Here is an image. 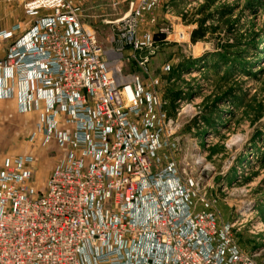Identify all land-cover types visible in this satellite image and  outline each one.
Segmentation results:
<instances>
[{
	"label": "built area",
	"instance_id": "obj_1",
	"mask_svg": "<svg viewBox=\"0 0 264 264\" xmlns=\"http://www.w3.org/2000/svg\"><path fill=\"white\" fill-rule=\"evenodd\" d=\"M3 1L21 3L36 19L0 60V99L14 96L9 81L17 80L20 112L37 110L43 143H56L64 156L43 192L31 184L32 155L4 159L0 264H258L208 200L196 209L200 181L161 156L179 145L173 120L144 83L120 73L122 52L104 49L80 3ZM162 1L173 0L132 1L111 22L126 46H153L136 30ZM18 28L0 36L13 40Z\"/></svg>",
	"mask_w": 264,
	"mask_h": 264
},
{
	"label": "rangeland",
	"instance_id": "obj_2",
	"mask_svg": "<svg viewBox=\"0 0 264 264\" xmlns=\"http://www.w3.org/2000/svg\"><path fill=\"white\" fill-rule=\"evenodd\" d=\"M75 1L104 49L122 52L120 73L144 83L173 120L179 145L161 156L200 181L196 209L208 200L218 223L233 226L240 249L264 264V0L162 1L140 19L136 36L153 41L142 50L126 46L111 24L138 0ZM209 15L211 29L194 43L193 31ZM35 116L1 108L0 167L5 157L32 155L31 184L43 192L64 150L43 143Z\"/></svg>",
	"mask_w": 264,
	"mask_h": 264
},
{
	"label": "crops",
	"instance_id": "obj_3",
	"mask_svg": "<svg viewBox=\"0 0 264 264\" xmlns=\"http://www.w3.org/2000/svg\"><path fill=\"white\" fill-rule=\"evenodd\" d=\"M35 19V17L28 16L25 13L24 7L21 3H8L0 0V31H11L15 26H19L18 30L14 31L15 38L13 40L4 39L0 36V60H3L8 56L9 47L12 44V41L22 36L32 26V24L35 22ZM9 85L16 86L14 96L9 99H0V110L2 107L12 104L15 109L17 110L18 108V111L20 112L19 97L20 90L23 88V86L18 84L17 80H10ZM42 104L44 105V103L41 102V105ZM28 113L36 114V121L38 120L39 112L37 110H33Z\"/></svg>",
	"mask_w": 264,
	"mask_h": 264
},
{
	"label": "trees",
	"instance_id": "obj_4",
	"mask_svg": "<svg viewBox=\"0 0 264 264\" xmlns=\"http://www.w3.org/2000/svg\"><path fill=\"white\" fill-rule=\"evenodd\" d=\"M212 18V16H206L204 19H202L200 21V25L197 29H195L193 31V34H192V41L194 43L200 41V40H204L209 32V30L211 29L210 26H206V22ZM223 18V16H222Z\"/></svg>",
	"mask_w": 264,
	"mask_h": 264
},
{
	"label": "bare ground",
	"instance_id": "obj_5",
	"mask_svg": "<svg viewBox=\"0 0 264 264\" xmlns=\"http://www.w3.org/2000/svg\"><path fill=\"white\" fill-rule=\"evenodd\" d=\"M111 22H113V21H111ZM116 56H120L119 54H116Z\"/></svg>",
	"mask_w": 264,
	"mask_h": 264
}]
</instances>
